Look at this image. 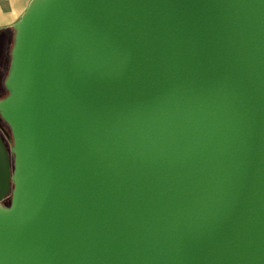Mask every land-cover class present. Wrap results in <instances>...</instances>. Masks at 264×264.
Here are the masks:
<instances>
[{
    "label": "water",
    "instance_id": "obj_1",
    "mask_svg": "<svg viewBox=\"0 0 264 264\" xmlns=\"http://www.w3.org/2000/svg\"><path fill=\"white\" fill-rule=\"evenodd\" d=\"M12 28L0 264H264V0H30Z\"/></svg>",
    "mask_w": 264,
    "mask_h": 264
},
{
    "label": "flooded vegetation",
    "instance_id": "obj_2",
    "mask_svg": "<svg viewBox=\"0 0 264 264\" xmlns=\"http://www.w3.org/2000/svg\"><path fill=\"white\" fill-rule=\"evenodd\" d=\"M11 36H12V31L10 30L5 32H0V43L2 42V40L3 42L5 41L7 43L8 38ZM8 49L9 48H7V52L5 51L4 55H0V100L4 99L9 94L8 90L5 87V80L8 75L9 64L11 59L10 51H8ZM8 136L11 137L9 126L0 115V137L4 142L5 146L7 148H10L11 143L8 139ZM4 205L7 206V202H5Z\"/></svg>",
    "mask_w": 264,
    "mask_h": 264
},
{
    "label": "crops",
    "instance_id": "obj_3",
    "mask_svg": "<svg viewBox=\"0 0 264 264\" xmlns=\"http://www.w3.org/2000/svg\"><path fill=\"white\" fill-rule=\"evenodd\" d=\"M30 0H0V32L12 30Z\"/></svg>",
    "mask_w": 264,
    "mask_h": 264
},
{
    "label": "rangeland",
    "instance_id": "obj_4",
    "mask_svg": "<svg viewBox=\"0 0 264 264\" xmlns=\"http://www.w3.org/2000/svg\"><path fill=\"white\" fill-rule=\"evenodd\" d=\"M12 30H10V31H12V36L11 37H9L8 38V40H7V43L4 41L3 42V40H2V42L0 43L1 44V46H0V55H4V53H5V51L7 52V48H9L8 49V51H10V49L12 48V46H13V43H14V37H15V31L13 30V28H11ZM8 65V64H7ZM7 67V66H6ZM7 200H6V198H5V200L3 201L4 203L6 202Z\"/></svg>",
    "mask_w": 264,
    "mask_h": 264
},
{
    "label": "trees",
    "instance_id": "obj_5",
    "mask_svg": "<svg viewBox=\"0 0 264 264\" xmlns=\"http://www.w3.org/2000/svg\"><path fill=\"white\" fill-rule=\"evenodd\" d=\"M6 202H7V205H8L9 204V201L7 200Z\"/></svg>",
    "mask_w": 264,
    "mask_h": 264
}]
</instances>
